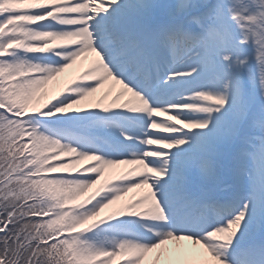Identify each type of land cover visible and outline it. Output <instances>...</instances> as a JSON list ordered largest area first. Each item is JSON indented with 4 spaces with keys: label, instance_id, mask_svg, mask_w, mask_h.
<instances>
[{
    "label": "snow or ice",
    "instance_id": "snow-or-ice-1",
    "mask_svg": "<svg viewBox=\"0 0 264 264\" xmlns=\"http://www.w3.org/2000/svg\"><path fill=\"white\" fill-rule=\"evenodd\" d=\"M0 264H264V0H0Z\"/></svg>",
    "mask_w": 264,
    "mask_h": 264
},
{
    "label": "rangeland",
    "instance_id": "rangeland-1",
    "mask_svg": "<svg viewBox=\"0 0 264 264\" xmlns=\"http://www.w3.org/2000/svg\"><path fill=\"white\" fill-rule=\"evenodd\" d=\"M59 86H60V85H59ZM59 86H58L57 84H54L53 87H52V89H51V90L49 89V91H52V90L58 88Z\"/></svg>",
    "mask_w": 264,
    "mask_h": 264
},
{
    "label": "bare ground",
    "instance_id": "bare-ground-1",
    "mask_svg": "<svg viewBox=\"0 0 264 264\" xmlns=\"http://www.w3.org/2000/svg\"><path fill=\"white\" fill-rule=\"evenodd\" d=\"M181 243H183V242H181ZM174 244H175V242L170 243L169 247H173Z\"/></svg>",
    "mask_w": 264,
    "mask_h": 264
}]
</instances>
